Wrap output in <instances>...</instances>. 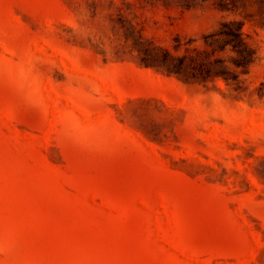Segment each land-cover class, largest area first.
<instances>
[{
    "label": "rangeland",
    "instance_id": "1",
    "mask_svg": "<svg viewBox=\"0 0 264 264\" xmlns=\"http://www.w3.org/2000/svg\"><path fill=\"white\" fill-rule=\"evenodd\" d=\"M187 1L0 0V264H264V0Z\"/></svg>",
    "mask_w": 264,
    "mask_h": 264
},
{
    "label": "trees",
    "instance_id": "2",
    "mask_svg": "<svg viewBox=\"0 0 264 264\" xmlns=\"http://www.w3.org/2000/svg\"><path fill=\"white\" fill-rule=\"evenodd\" d=\"M185 3H188V1L185 0ZM212 36L216 37L215 41L219 45L221 44V47H223L221 49L229 47L232 51L236 53V56H237L236 65L246 66L250 62L253 61L255 52L244 41L242 37V25L240 23L232 22V21L223 22L219 30L215 32ZM145 51L147 54L145 58L146 60H143L145 65H150V64H147L148 63L147 59H148L149 61H153L155 63L152 65H158V66H162L166 68L169 67L168 65L170 63V58H172V55L168 51H162L161 57L149 54L151 53V49L147 48V50ZM186 59L187 58L185 57H180V66L176 65L175 68H172V70H169V71H174L175 73H177L179 72V69H184V73H186L185 72L186 66H190V67L198 66L201 69V66L198 64L196 65H194L193 63H189V65L188 63L185 64ZM188 60H193V59L192 57H188ZM183 64H184V68H182ZM205 68L206 67H204V69Z\"/></svg>",
    "mask_w": 264,
    "mask_h": 264
}]
</instances>
